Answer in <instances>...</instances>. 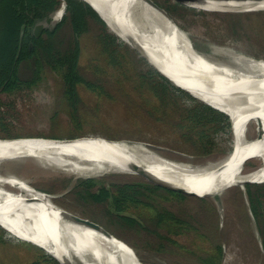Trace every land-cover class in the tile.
Here are the masks:
<instances>
[{"label": "rangeland", "instance_id": "374dc122", "mask_svg": "<svg viewBox=\"0 0 264 264\" xmlns=\"http://www.w3.org/2000/svg\"><path fill=\"white\" fill-rule=\"evenodd\" d=\"M154 1L169 12L200 54L225 62L229 61L228 53L264 59V9L190 12L177 10L172 0ZM62 10L52 19L62 17ZM89 25L90 30L81 36L79 47V71L88 83L77 87L78 97L67 98L62 76L46 66L34 84L1 96V139L99 136L127 140L188 167L215 164L233 154L240 144L234 128V137L226 130L212 131V143L208 145L211 152L183 137L190 129L179 126L182 113L187 115L188 108L198 106L199 102L173 97L168 86L162 97L153 88L152 65L137 50L125 41L127 49L116 42L110 48L114 50H109L100 37L105 31L102 25L94 20ZM106 28L122 40L108 25ZM73 36L70 26H65L57 36V50L62 54L72 50ZM43 39L46 40L45 34ZM35 61L21 65L20 76L26 82L36 74ZM248 138H264V118L249 124ZM262 164L264 145H259L247 155L244 168L252 170ZM0 172L23 178L33 188L54 196L64 210L101 224L128 243L145 264H264L262 235L249 211V200L238 186L227 188L216 197L165 200L170 193L164 189L151 192L146 187H137L139 182L155 187L140 175L108 173L94 177L97 183L94 192L103 186L112 193H118L120 188L128 194L140 190L119 215L110 200L97 202L86 196L84 190L74 188L81 181L77 178L84 176L35 157L4 161L0 163ZM255 188L252 187L253 191ZM167 209L183 223L164 216ZM121 215L134 217L138 223L129 225ZM47 252L0 226V264H29L38 258L41 264H53L47 261Z\"/></svg>", "mask_w": 264, "mask_h": 264}, {"label": "bare ground", "instance_id": "6f19581e", "mask_svg": "<svg viewBox=\"0 0 264 264\" xmlns=\"http://www.w3.org/2000/svg\"><path fill=\"white\" fill-rule=\"evenodd\" d=\"M87 1L128 44L170 76L176 78L172 73L179 72L193 91L229 114L240 141L238 148L218 163L188 167L166 160L140 143L107 144L101 140L55 145L46 139L0 140V163L35 157L84 176L77 179L108 173L138 175V165L173 182L200 185V190L209 194L236 184L242 188L245 181L264 182V164L252 170L244 168L247 155L264 145V138H248L249 124L264 118V59L234 53L226 54L227 62L210 59L194 50L174 23L140 0ZM248 9H264V0ZM245 122L244 129L240 124ZM36 189L23 178L0 172V220L9 233L38 244L63 264H144L122 240L82 223L85 217L68 214L55 197Z\"/></svg>", "mask_w": 264, "mask_h": 264}, {"label": "trees", "instance_id": "16d2710c", "mask_svg": "<svg viewBox=\"0 0 264 264\" xmlns=\"http://www.w3.org/2000/svg\"><path fill=\"white\" fill-rule=\"evenodd\" d=\"M63 3L65 4L64 14L62 17L59 16L57 18L59 21L54 27L50 26L45 29L46 40L43 39V36L36 37L34 32H32V28L44 20L51 19L50 15L57 11ZM175 5L177 10L197 11L194 8L185 7L179 3H175ZM90 20H94L102 25L105 31L100 37L103 38V45L105 47L108 46L109 50H114L110 48H113L116 42L124 45L126 49L128 48V45L123 40H120L107 30V24L83 0H0V103L1 96L4 93L22 90L28 85L37 82L40 79L42 70L46 66L51 67L52 70L60 73L62 76L67 98L73 99L78 97L77 87L80 84H87L88 82L81 76L79 71L80 52L76 37H81L90 30ZM67 25L73 31L74 47L72 50L67 51V54H62L56 48V41L60 31ZM32 60H36L34 65L36 74L29 82H26L20 76V68L22 64L31 62ZM151 67L154 70L155 76H153L155 86L153 88L161 93L162 97L167 92L165 88L168 86L173 97H186L199 102L198 106L188 108L187 115L185 112L182 113L183 119L179 126L190 129V133L184 134L183 137L190 138L189 140L204 145L207 149L208 145L212 143L213 130L216 132L226 130L234 137L231 120L226 113L194 98L155 67ZM192 133L196 134V137H192ZM207 152H211V150L209 151L208 149ZM78 180L74 188L84 190L86 196L92 197L97 202L109 199L118 212L117 214L125 211L126 203L129 199L135 200L134 198L140 191L136 189L128 194L120 188L118 189V193H112L109 188L103 186L94 192V187L97 183L93 178ZM70 182L69 180L68 183L70 184ZM253 186L256 187L255 191L252 189ZM137 187H141V185L137 184ZM160 188L151 187L150 189L155 190ZM246 188L252 213L264 241V184H248ZM167 191L174 198L187 197V195L171 190ZM163 213L169 220H174L176 223H183L182 219L177 217L172 211L167 209ZM121 218L129 225L138 223L134 217L121 215ZM219 253L220 259L222 254L221 248H219ZM45 256L48 258L47 261L53 262V264H60L51 255L46 254ZM207 261L212 262L210 259ZM12 264H15V262H12ZM29 264H41V262L38 258Z\"/></svg>", "mask_w": 264, "mask_h": 264}, {"label": "water", "instance_id": "95a60500", "mask_svg": "<svg viewBox=\"0 0 264 264\" xmlns=\"http://www.w3.org/2000/svg\"><path fill=\"white\" fill-rule=\"evenodd\" d=\"M86 3H88L94 10L95 12L100 16V18L109 26V24L107 23V21L102 17V15L99 13V11L92 5V3H90L87 0H83ZM143 4H145L146 6L150 7L151 9H153L154 11L158 12L159 14H163V16L168 19L169 21H171L172 23H174L181 31L182 28L179 27L177 25V23L174 21L173 18H171V16L168 14V12L162 8L160 5H158V3H156L154 0H140ZM175 3H179L180 5H183L185 7H189V8H194V9H202V10H206V11H210L208 9H206L207 7H212L215 8L213 9V11H225V10H235V9H246V8H250L251 6H254L257 2L263 1V0H172ZM53 18V16H52ZM56 18L52 19V27H54L56 25L57 22ZM48 25V21L44 20V22H40L38 23L35 27H34V32L36 35H39L41 30ZM110 27V26H109ZM110 29L115 33L114 29L112 27H110ZM183 33H185L183 31ZM116 34V33H115ZM185 35L187 36V34L185 33ZM123 41H125L122 37H120ZM188 38V36H187ZM189 39V38H188ZM190 41V40H189ZM126 42V41H125ZM191 43V41H190ZM128 44V43H127ZM192 44V43H191ZM130 45V44H128ZM172 45H174V43H172ZM131 47H133L135 50L138 51V53L147 61L149 62L153 67H155L157 70H159L161 73H163L165 76H167L171 81H173L176 85H178L179 87H181L182 89H184L185 91H187L190 95H192L194 98L209 104L210 106L214 107L212 104H210L209 102H207L203 97H201L200 95H198L195 91H193V89L195 90V88L189 84V82L179 73V72H174L172 73L175 77H172L170 75H168L164 69L160 68V66H158L154 61H151L150 59H148L144 53L138 49L136 46L134 45H130ZM194 48V47H193ZM195 50V49H194ZM184 81V82H182ZM193 88V89H192ZM216 108V107H214ZM217 109V108H216ZM226 113V112H224ZM227 114V113H226ZM230 117L231 120V124H232V129L234 127V121L231 118V116L229 114H227ZM247 122V121H246ZM246 122L244 124H240L242 126H244V129L246 128ZM257 139V138H256ZM2 141H8V142H12V141H21V140H25V139H15V138H6V139H1ZM49 141H52L55 145H72L75 144L77 142H81V141H97L100 142L101 140L104 141L107 144H113V143H121L123 141H127V140H116V139H108V138H104V137H99V136H92V137H80V138H73V139H46ZM130 144L134 143L132 141H127ZM246 161V160H245ZM245 161H244V165H245ZM4 162V161H3ZM137 166L135 169L137 171V174L144 177L145 180H147L148 182L162 187L164 189L167 190H171L183 195H187V196H191V197H198V198H209V197H216L217 195L223 193L226 189L222 190L221 192H217L215 194H209V193H205L202 189L200 185H197L196 187H194L193 185H184L182 183H178V182H173L170 180H167L165 178H162L158 175H156L155 173L151 172L148 168L146 167H142V166ZM216 174V173H214ZM76 182V181H75ZM253 183H258V182H251V181H245L242 184V188L241 190L244 193V196L246 198V200H248V196H247V185L248 184H253ZM263 183V182H262ZM236 186L240 187L238 184H236ZM37 190V189H36ZM41 191V190H39ZM43 192V191H42ZM45 193V192H43ZM47 195H50L48 193H45ZM52 196V195H51ZM54 197V196H53ZM249 204V203H248ZM64 210V209H63ZM65 212H67L68 214H74L71 212H68L66 210H64ZM249 211L252 213L250 204H249ZM116 213H118L116 211ZM122 213V212H121ZM119 213V214H121ZM253 214V213H252ZM82 223H86L89 224L91 226L94 227H99L104 229L106 232L110 233L111 235L115 236L113 233H111L110 231H108L104 226H102L101 224L92 221L88 218H82L81 219ZM0 226L3 227L5 230H7L3 225L2 222L0 220ZM9 231V230H7ZM117 237V236H116ZM22 239V238H20ZM25 240V239H23ZM33 245H36L38 247H40L38 244L31 242L29 240H25ZM125 242V241H124ZM261 243V242H260ZM125 244L130 247L134 252L135 250L128 244L125 242ZM262 244V243H261ZM42 248V247H40ZM44 249V248H42ZM45 250V249H44ZM46 251V250H45ZM47 252V251H46ZM49 253V252H47ZM137 254V253H136ZM49 255H51L52 257H54L60 264H63L58 258H56L54 255H52L51 253H49ZM139 257V256H138ZM140 259V258H139ZM141 260V259H140ZM141 262H143L141 260ZM144 263V262H143ZM145 264V263H144Z\"/></svg>", "mask_w": 264, "mask_h": 264}, {"label": "flooded vegetation", "instance_id": "af4514ba", "mask_svg": "<svg viewBox=\"0 0 264 264\" xmlns=\"http://www.w3.org/2000/svg\"><path fill=\"white\" fill-rule=\"evenodd\" d=\"M63 9V11H65V4L62 6V7H60L59 8V10H57V11H55V12H53L51 15H50V18L52 19V16L55 14V15H57L58 14V12H60L61 10ZM51 19H47V21H48V25H46L42 30H41V32H40V34L39 35H36L35 34V32H34V27L32 28V32H34V34L36 35V37H40V36H43L44 34H45V29L47 28V27H50V26H52V20ZM42 22H44V21H42ZM41 22V23H42ZM37 25V24H36ZM43 32V33H42ZM46 35V34H45ZM80 38L81 37H76V39H77V42H78V44H79V47H80ZM80 49V48H79ZM137 184H139V185H141V187H146V188H148V190H150L151 192H154V189H150L151 187H147L146 185L147 184H145L144 182H139V183H137ZM153 188H154V186H152ZM156 187H159V186H156L155 185V188ZM161 189H164V188H162L161 187ZM165 191H167V189H164ZM111 191V190H110ZM171 197H173V196H166V198H165V200L166 199H171ZM189 197H191V196H189ZM174 198V197H173ZM198 198V197H197ZM109 200V199H108ZM107 201V200H106Z\"/></svg>", "mask_w": 264, "mask_h": 264}]
</instances>
